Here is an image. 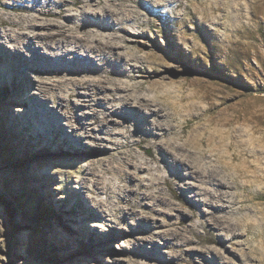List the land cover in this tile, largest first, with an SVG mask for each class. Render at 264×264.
Here are the masks:
<instances>
[{"label": "bare ground", "instance_id": "6f19581e", "mask_svg": "<svg viewBox=\"0 0 264 264\" xmlns=\"http://www.w3.org/2000/svg\"><path fill=\"white\" fill-rule=\"evenodd\" d=\"M70 4L73 6L68 7ZM182 5L183 0H0V8L9 9L6 17L0 15V49L1 44L8 43L33 73L55 75L33 82L43 91L44 103H38L37 111L50 117L51 124L57 121L55 114H62L73 127L72 134L102 145L107 153L119 152L122 160L110 156L102 160V166L111 173L107 178L99 172L91 179L109 194L105 200L89 193L99 208L95 217L125 223L127 226L121 227L126 231L119 232L130 234L131 241L139 246L150 243L151 257L160 258L157 247L168 248L172 259L164 260L166 264H185L187 259L191 264H212L211 253L223 264H231L229 257L217 248L214 251L211 244L224 248L225 236L241 237L243 223L260 222L264 226V206L256 203L258 194L238 191L264 184V145H238L239 152H231L234 145L222 143L211 150L222 151L214 162L208 161V153L197 154L204 134L212 133L211 119L206 121L202 113L184 114L181 97L173 100L177 92L171 73L175 70L161 51L167 42L165 36L179 38L180 32L176 28L164 30L158 20L165 22L172 16L181 22L177 9ZM21 9L29 13L18 15ZM152 27L159 29L153 33ZM9 61L13 63L14 57ZM153 78L159 80L152 82ZM69 90L74 92L68 96L59 92ZM145 91L162 93V99L152 98ZM51 92L57 93L59 107ZM74 95L78 101H73ZM49 101L55 104L48 109L45 102ZM186 116L196 119L202 130L182 139L178 128L185 123L179 121L188 122ZM55 125L62 129L61 123ZM116 136L124 140L116 141ZM147 138L152 141L145 151L152 156L153 165L127 155L128 150H143ZM150 147L156 149V156ZM77 149L86 148L80 142ZM160 163L175 174L173 184L184 197L176 190L175 198L163 194L171 184L168 179H158ZM219 167L231 172L223 173ZM152 169L156 171L151 173ZM84 183L87 187V178ZM176 198L187 204L179 205ZM84 203L82 200V209H87ZM193 204L214 229L228 236L222 233L218 240L195 244L190 228V218L195 216L190 210ZM159 214L177 220L170 223ZM239 264H256L255 258Z\"/></svg>", "mask_w": 264, "mask_h": 264}, {"label": "rangeland", "instance_id": "374dc122", "mask_svg": "<svg viewBox=\"0 0 264 264\" xmlns=\"http://www.w3.org/2000/svg\"><path fill=\"white\" fill-rule=\"evenodd\" d=\"M179 8L181 22L172 16L165 22L158 20L164 30L176 28L180 32L179 38L167 34L161 51L175 70L171 73L175 76L172 84L177 92L173 100L181 97L184 114L188 111L202 113L206 121L211 119L212 133L204 134L205 141L197 154L208 153V161L214 162L222 151L211 150L222 143L234 145L231 152H239L241 145H264V0H183ZM8 11V8H0V15L6 17L4 13ZM28 13L22 9L17 12L18 15ZM154 28L150 30L153 33L159 29ZM10 56L14 57L13 63L9 61ZM20 56L8 43L1 44L0 264H122V261L123 264H151L153 261L166 264L164 260L172 259L168 248L157 247L160 258L151 257L150 243L139 246L131 241L130 234L119 232L126 231L121 227L127 226L125 223H117L119 227L95 217L99 208L90 194L105 200L109 194L95 186L91 179L99 172L106 178L111 174L101 164L107 156L115 161L122 158L116 150L107 153L102 145H93L92 140L72 134L73 127L62 114L54 113L55 124L61 123L60 130L50 123V117L38 112V103H44L43 91L34 83L55 75L33 73ZM59 92L68 96L74 91ZM147 93L152 98L162 99V93ZM56 94L52 93L59 107ZM73 101H78V97L74 95ZM50 104L55 102H45L48 109ZM51 108L54 109L52 105ZM185 118L188 122L179 121L185 123L178 128L182 139L202 130L196 119ZM115 140L124 138L116 136ZM151 141L147 138L143 150L137 153L128 150L127 155H136L137 159L153 165L152 156L145 151ZM80 142L86 148L84 151L77 149ZM150 150L156 156V149L150 147ZM159 165L158 179H168L171 184L163 194L175 198V174L162 163ZM154 171L156 169L150 172ZM224 172L231 170L225 168ZM84 178H87V187ZM263 185L238 191L258 194L256 203L264 206ZM155 189L149 188L150 191ZM176 192L184 197L180 191ZM176 199L179 205L187 204ZM82 200L90 214L82 209ZM190 210L195 214L190 218L195 244L218 240L222 233L228 236L214 229L197 205L193 204ZM251 214L255 217L253 212ZM159 216L170 223L177 220L168 214ZM237 216L240 213L234 215V219ZM241 229V237L225 236L224 248L212 243L214 251L221 250L231 264L246 262L251 257L256 264H264V226L260 222H247ZM213 256L211 253L212 264H223ZM191 262L184 260L185 264Z\"/></svg>", "mask_w": 264, "mask_h": 264}, {"label": "trees", "instance_id": "16d2710c", "mask_svg": "<svg viewBox=\"0 0 264 264\" xmlns=\"http://www.w3.org/2000/svg\"><path fill=\"white\" fill-rule=\"evenodd\" d=\"M44 255H46L45 253H43Z\"/></svg>", "mask_w": 264, "mask_h": 264}]
</instances>
